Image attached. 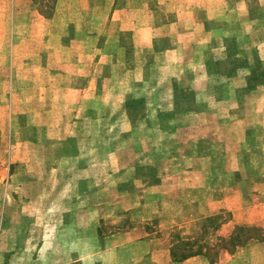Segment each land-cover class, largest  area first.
Wrapping results in <instances>:
<instances>
[{
    "label": "rangeland",
    "instance_id": "obj_1",
    "mask_svg": "<svg viewBox=\"0 0 264 264\" xmlns=\"http://www.w3.org/2000/svg\"><path fill=\"white\" fill-rule=\"evenodd\" d=\"M263 5L264 0H0V264H173L164 251L168 248L170 259L178 262L170 249L179 240L188 244L175 246L178 255L199 251L206 258L186 264H264V226L253 224L255 215L264 214V49L246 53L264 39ZM119 9L128 15L121 24L125 27L135 21L166 23L177 12L184 41L194 44L189 52L200 60L206 45L223 44L228 55L216 61L217 68L222 75L238 70L236 79L228 81L237 87L235 94L226 99L222 92L216 106L220 112L169 125L172 130L167 131L185 142L171 147L158 141L156 159L148 156V141H139L144 151L135 153L139 145L122 137L128 132H122L126 126L117 124L116 115L104 122L106 129L94 127V141L86 143L44 141L43 130L36 126L39 120H51L50 114L37 112L56 105L51 94L64 68V62L48 60V49L77 36L89 37L97 50L106 41L114 55L120 56V45L132 54L130 32L118 31ZM190 9L195 15L186 13ZM213 51L221 55L220 49ZM208 66L206 72H212ZM108 68L110 74L123 75L122 67ZM200 69L193 65L183 77ZM172 71L158 67L159 83L165 84ZM210 83L203 80L200 108L211 101ZM184 84L177 83L180 110L196 105L195 92ZM167 94L162 91L158 102H168ZM118 100L110 97V109H118ZM198 123L204 127L192 128ZM157 126V137H163L164 124ZM136 132L142 140L149 130L141 126ZM200 136L197 143L190 141ZM75 146L86 147L92 161L87 163L88 178L74 188L72 164L59 158ZM111 150L116 153L108 158ZM171 152L194 156L178 162ZM119 156L121 163L116 161ZM135 162L146 185L124 181L125 192H116L117 182L130 176L129 166ZM121 164L127 166L122 173L117 171ZM198 203L211 214L199 213L197 218ZM238 225L258 227L245 234L263 240L225 244Z\"/></svg>",
    "mask_w": 264,
    "mask_h": 264
},
{
    "label": "crops",
    "instance_id": "obj_2",
    "mask_svg": "<svg viewBox=\"0 0 264 264\" xmlns=\"http://www.w3.org/2000/svg\"><path fill=\"white\" fill-rule=\"evenodd\" d=\"M116 12L117 10L113 11L111 19H114V14ZM118 12L116 19L117 22H119L118 31L127 30L132 36L133 44L131 55L125 51L124 45H120L122 48L120 53H118L120 56H116L113 52L109 51L106 41H104V44L97 50V47L94 48L92 43L88 42L89 37L81 38L77 36L70 37L67 44L60 46L55 45L46 51L48 60H50L51 63L64 62L62 64L64 68L62 70L63 72H58V78L55 77L57 78V87L51 94L56 105H53L54 108H48L37 112L38 115L50 114L51 120H39L36 123L37 130H43L44 141H85L86 143V141H94V127L98 130L106 129L108 124L104 125V122L110 120V115H116V117L118 116L116 120L117 124H125L126 126L122 129V132H128L122 133V137L125 135L128 141L132 139L134 144L139 145L138 148H133L134 151H136L135 153L139 155V151L143 150L139 141H148V156L152 155V157L156 159L158 141H166L171 147L178 146L177 144L179 143L181 145L185 142L182 141V139L174 138V133L171 134L167 131L172 130L169 125H174L188 118L196 120L202 118V116L206 114H216L220 112L216 106L222 101V92L225 94L223 97L226 99H231L235 94L234 92L237 87L228 81L236 79L238 70L234 69L232 73L230 72L229 74L222 75L219 67L217 68L218 65H216V61L221 62L222 60H226L228 55V49L226 50L223 44H221V46L219 44L217 46L206 45L204 58L200 60L194 56V52H189V50H193L194 44L184 41L186 32L180 28V23L183 22L180 19L182 17H180V14L177 12L176 17L173 20H167L166 23L160 22V24L150 23L148 25H137L135 21V24L129 27L121 26L128 18V15L124 13L126 11L119 9ZM196 12L194 9L186 11L190 16H193V14L195 15ZM131 18L134 23V17ZM196 25L199 26V23L196 22ZM202 27L203 22L201 23L200 29L201 31H205ZM161 40H164L165 43H162ZM259 48L264 49V39L261 40L258 45L250 46L246 53H250L251 51L258 53L261 50H259ZM93 49L96 50L95 55ZM214 49H220L221 55H214ZM67 50L70 54L69 59L65 57V52H67ZM218 53L219 52H216V54ZM210 55L213 57L212 59H209ZM210 60L212 63H210ZM206 63L209 64L208 67H211L212 72H206ZM193 65L201 68L200 73H192L191 75L183 77L182 72H184V74L190 72V70L187 69L193 67ZM108 66H116V68L122 67L123 75H119L118 73L110 74ZM160 66L173 70L172 73H168V81H166L165 84H160L158 81V67ZM59 68L61 70V64ZM178 71L180 73H178ZM180 80L185 83L184 87L186 89L195 92V107L192 106L190 109L183 108L181 110L178 108L179 105L176 99L181 91L177 83ZM203 80L211 82L209 91L211 97L209 103L211 102V104L209 105V103H207V108H200V104L205 101L201 89ZM222 84H225L226 87L225 85L222 87ZM185 88L183 90H185ZM226 89L228 90L227 93ZM164 90L168 92L167 96L169 100L166 103H160L158 100H160L162 91ZM43 97L47 98V95L44 93ZM110 97L116 98L117 100L119 99L118 101H120V104L118 105V109H110ZM112 105L115 104L112 103ZM212 105L213 107L211 108ZM159 114L161 116L158 117ZM98 121H102V123H96ZM158 124H164L163 127L166 129L164 136L159 138L157 137ZM141 126L148 127L149 130L148 135L145 136L146 138L142 140L140 134L136 132ZM193 127L195 129H202L204 124H194L192 125V128ZM193 138L194 137L190 138V141L197 143V141L203 137ZM39 139H42L41 136ZM107 141H109V139ZM188 141L189 139H186V145H189ZM176 151H178V149L175 150V152ZM87 152L90 151L87 150L86 147H84V150H81L78 146H75L67 156L60 155L59 159H65V161H69L71 162L70 164H72L69 166V169L74 170V172H72V178H75V180H72L74 188L78 181L88 178L85 172L90 170L91 165L87 163H89L90 160L92 161V159L87 160ZM115 153L116 151H109L108 158H112ZM171 156V159L174 157V159L179 162L185 159V157L191 158V156L194 155H189L187 152H179V154L172 153ZM197 159L200 160L201 157ZM116 161L117 163L122 162L120 161V156ZM138 162L132 163V165L129 166L132 168V173L130 171V176H128L127 179H122V181L117 182L116 192H125L122 191L124 188L122 182L124 181L131 182L132 186L138 185L137 182H140L141 185H146L147 182L144 179L145 177L137 172L141 166ZM151 166L153 165H149L150 168ZM126 167V165L121 164L117 171L122 173L121 169H125ZM153 170L156 171L155 167ZM104 189L106 188L103 187L100 191ZM260 206L264 207V204ZM128 208L131 207H127V209ZM204 208L205 207L200 205V203L197 204V218H199L200 215L205 216L211 214L208 211H204ZM255 216L253 224L264 226V214ZM111 238H113L112 235L108 236V239ZM164 257L173 264H186L191 260H206L204 255H196L181 262H173L170 259L168 248L164 251Z\"/></svg>",
    "mask_w": 264,
    "mask_h": 264
},
{
    "label": "trees",
    "instance_id": "obj_3",
    "mask_svg": "<svg viewBox=\"0 0 264 264\" xmlns=\"http://www.w3.org/2000/svg\"><path fill=\"white\" fill-rule=\"evenodd\" d=\"M50 10H51V8H50ZM50 14H51V11H50ZM256 229H258V227H253V226L249 227V226H243V225L239 226L238 225V226L234 227L233 232L229 235V237L227 239H225V240L222 239V240H224L225 244L227 243V244H230L231 246H238V245L242 246L249 239H258L260 241L263 240L262 236H255L253 234H245V232L247 233V231L256 230ZM179 244L187 245L188 241L179 240V241L175 242L174 244H172L171 249H170V253H171V256L173 257L174 261L181 262L190 256H194V255L202 253V252L200 253L199 251H195V252L188 251V252H182L178 255L176 253L175 246H177ZM223 247H224V249H227L229 252H232V250H230L226 246H223ZM210 260L212 261V259H210Z\"/></svg>",
    "mask_w": 264,
    "mask_h": 264
}]
</instances>
